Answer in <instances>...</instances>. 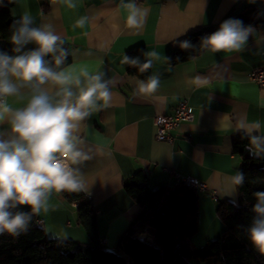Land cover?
Segmentation results:
<instances>
[{"label":"crops","instance_id":"1","mask_svg":"<svg viewBox=\"0 0 264 264\" xmlns=\"http://www.w3.org/2000/svg\"><path fill=\"white\" fill-rule=\"evenodd\" d=\"M247 6L260 8L264 18V0H13V19L27 14L34 28L51 30L68 43L71 61L59 72L69 74L72 82L39 84L35 78L24 82L9 74L17 92L4 95L0 106V139L18 135L12 130L15 112L26 108L37 90L57 103L66 87L75 102L80 89L94 83L89 77L100 75L110 106L88 108L91 116L78 123L72 139L82 156L71 169L96 209L101 244L120 251L118 240L140 210L123 182L145 169L153 189L179 181L178 176L206 183L207 188L199 190V230L190 238L193 246H203L225 228L217 212L219 202L239 200L242 160L234 151V139L239 133L264 136V85L250 78L264 65V24L248 28L240 51L213 53L205 48L176 64H170L168 56L191 34L212 27L214 32L229 15ZM133 15L135 23L130 21ZM82 17H87L84 27H76ZM5 47L7 41L0 37V48ZM138 47L145 48V55L158 53L146 55L152 61L150 77L159 79L154 92H141L140 81L148 80L130 74L129 62L122 63L127 52ZM183 101L194 112V120L173 130V142L158 140L154 116L174 113ZM103 103L97 100V106ZM42 199L47 211L42 207L38 219L50 237L89 241L74 202L55 190ZM137 230L138 237L153 240L152 228Z\"/></svg>","mask_w":264,"mask_h":264},{"label":"trees","instance_id":"2","mask_svg":"<svg viewBox=\"0 0 264 264\" xmlns=\"http://www.w3.org/2000/svg\"><path fill=\"white\" fill-rule=\"evenodd\" d=\"M12 5L13 0H1L0 3V37L7 41V47L0 48V53L15 57L37 50L39 45L30 41L21 46L12 41L13 34L21 26V19L11 16ZM230 18L240 20L245 28L264 24L262 11L255 6H247L225 20ZM212 32L213 27L191 34L187 40L192 47L182 49L179 46L169 54L168 62L176 64L195 57L205 49L201 46V39ZM57 44V52L44 57L46 66L54 72H59L71 61L68 43L58 41ZM60 50H66L67 58L57 66L55 56L60 55ZM127 57L129 73L148 80L151 67L140 71L148 61L145 48L130 50ZM137 59L138 63L133 65L132 61ZM253 136L239 133L234 139V151L242 160L239 200L237 203L229 200L219 202L217 212L225 228L216 239L203 246L196 247L190 242L199 230V190L185 181L150 188L147 171L139 169L123 182L140 210L128 230L120 236L119 252L101 244L96 209L81 188L77 192L64 190L59 193L69 202H80L77 216L87 233L88 242L50 237L38 224V213L33 212L30 205L17 204L9 211L13 215L25 213L30 219L26 229L16 235L6 230L0 233V264H264V253L250 238V228L257 217L253 210L257 203L255 193L264 191V136H258L261 137L257 142L259 147L251 143ZM137 226L152 228L153 240L138 237Z\"/></svg>","mask_w":264,"mask_h":264},{"label":"clouds","instance_id":"3","mask_svg":"<svg viewBox=\"0 0 264 264\" xmlns=\"http://www.w3.org/2000/svg\"><path fill=\"white\" fill-rule=\"evenodd\" d=\"M71 6L75 7L74 4ZM86 20L87 17H82L76 21L75 26L83 28ZM130 21L135 23L134 15L130 17ZM31 23V18L25 14L21 18V26L12 36V41L21 46L35 41L39 48L15 57L0 53V95H13L17 92L16 85L8 78L9 74L24 82H32L35 78L39 84L52 80L63 86L72 82L69 74L54 72L46 66L47 61L44 59L47 54L57 52L58 41L61 44L64 41L51 30L30 27ZM249 31L242 26L240 20L230 18L222 22L218 30L203 37L201 46L213 53L240 51L248 39ZM179 46L188 49L192 47V43L184 40L179 42ZM146 55L157 57L158 53L153 51ZM66 58V50H60V55L55 56L56 65H61ZM122 63H128L127 55ZM136 63L138 59L132 61L133 65ZM151 64V60L146 61L140 71H145ZM83 75L89 76L87 71H83ZM89 79L94 83L86 89H80L75 102L71 99L73 92L66 87L62 89L63 99L57 103L52 102L47 92L37 90L27 107L15 112L12 130L18 135L8 141L0 139V233L6 230L16 235L20 230L26 229L30 217L25 213L13 215L9 211L17 204L30 205L33 212L39 213L45 207L42 198L52 190L57 193L81 190V183L73 175L68 163L70 161L71 164H76L82 156L73 142V133L80 121L91 116L88 108L99 111L110 106V93L105 83L101 82L100 75L91 76ZM75 83L80 84L79 78H76ZM158 84V77L152 76L146 84L140 81L138 86L141 92H154ZM97 100H102L103 105L97 106ZM3 111L10 109L5 108ZM2 118L3 113H0V119ZM260 139L261 137L253 136L251 143L259 147L257 142ZM248 150L252 152V149ZM242 179L240 176L237 183ZM255 196L257 203L253 210L257 217L250 228V238L259 251L264 253V191L255 193Z\"/></svg>","mask_w":264,"mask_h":264},{"label":"built area","instance_id":"4","mask_svg":"<svg viewBox=\"0 0 264 264\" xmlns=\"http://www.w3.org/2000/svg\"><path fill=\"white\" fill-rule=\"evenodd\" d=\"M136 2H141L143 0H134ZM250 78L260 84L264 85V65L255 68L251 74ZM5 97L4 95H0V106L4 104ZM194 112L190 108L189 104L186 101L181 102L176 108L175 112L172 114H157L154 116V123L156 127L155 136L158 140H164L168 142H173L174 135L173 130L177 128L184 121H193L194 120ZM70 167L71 162L68 161ZM179 181H185L186 183L192 185L198 190H203L207 188L206 183L199 181L197 178L193 176H178ZM214 197H217L216 192H212ZM74 204L78 206L80 204L79 201H75ZM38 224L42 225L43 221L38 219Z\"/></svg>","mask_w":264,"mask_h":264}]
</instances>
